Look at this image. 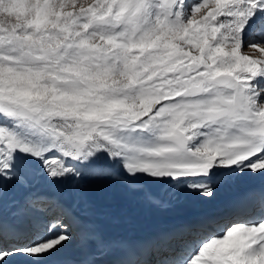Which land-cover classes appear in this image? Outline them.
<instances>
[{"label": "snow or ice", "instance_id": "obj_1", "mask_svg": "<svg viewBox=\"0 0 264 264\" xmlns=\"http://www.w3.org/2000/svg\"><path fill=\"white\" fill-rule=\"evenodd\" d=\"M244 176L264 177V0H0V264H264V190L140 239L70 205L86 179L159 204Z\"/></svg>", "mask_w": 264, "mask_h": 264}, {"label": "bare ground", "instance_id": "obj_2", "mask_svg": "<svg viewBox=\"0 0 264 264\" xmlns=\"http://www.w3.org/2000/svg\"><path fill=\"white\" fill-rule=\"evenodd\" d=\"M86 201L72 200L73 210L87 218L106 237L140 239L156 231L200 213L210 211L224 202L244 197L264 189V177L239 178L227 189H218L212 200L194 194L178 192L170 196L167 191L157 193L160 203L145 200L139 192L130 191L107 180L84 182ZM75 240L66 249V255H77Z\"/></svg>", "mask_w": 264, "mask_h": 264}, {"label": "rangeland", "instance_id": "obj_3", "mask_svg": "<svg viewBox=\"0 0 264 264\" xmlns=\"http://www.w3.org/2000/svg\"><path fill=\"white\" fill-rule=\"evenodd\" d=\"M244 52H247L248 51V49L247 48H244V49H242ZM162 189V190H161ZM166 191L165 189H163V188H160V189H157L156 191H158L159 192V194H161V191Z\"/></svg>", "mask_w": 264, "mask_h": 264}]
</instances>
